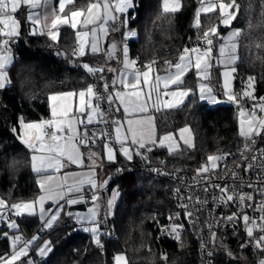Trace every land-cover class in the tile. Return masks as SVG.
<instances>
[{"label": "snow or ice", "instance_id": "1", "mask_svg": "<svg viewBox=\"0 0 264 264\" xmlns=\"http://www.w3.org/2000/svg\"><path fill=\"white\" fill-rule=\"evenodd\" d=\"M196 4L195 41L188 38L190 44L178 51L175 62L153 58L141 63L129 47V39L138 36L131 27L136 0H87L79 5L77 0H0V90L12 84L13 48L23 38L24 23L28 36L47 37L49 47L59 44L63 27L71 28L76 41L71 55L59 49L56 54L84 73L79 88L47 96L49 118L26 121L20 117L19 128L12 129L30 150L39 194L30 200L0 197V240L9 244L8 251L0 253V264H38L37 256L54 253L55 242L42 234L69 220L73 231L89 233L96 247L104 250L103 237L110 235L104 229L119 196L117 186L104 201L111 180L101 178L104 163L115 164L120 157L128 163L136 158L150 163V154L157 148L166 149L170 157L194 150L189 125L161 133L154 116L161 110L187 107L185 102L193 99L234 105L240 143L234 145L235 151L217 149L207 155L190 181L180 175L179 168L172 173L151 169L179 181L174 188L177 210L168 213L169 223L161 232L182 241L185 221L200 235L206 229L209 235L201 243L202 264H213L216 250L223 248L219 233L231 226L239 236V228L244 234L241 249L253 248L260 254L257 264H264V96L256 95L264 74L239 77L243 30L234 26L241 14L238 0H196ZM184 6L183 0H161L158 19L174 16ZM24 7L28 11L22 21L18 14ZM202 16L217 22L206 27ZM221 27L230 29L227 36ZM114 32H120L121 41L102 48ZM89 55H101L104 61L92 64L84 59ZM214 67L224 69L217 81L219 90L212 83ZM189 74L195 87L188 81ZM237 79L239 90L234 87ZM221 95L226 101L219 99ZM160 164L166 166V161ZM72 166L82 170L71 171ZM82 203L91 204L86 212L72 210ZM28 217L41 221L30 237L20 227L21 219ZM153 219L159 224L155 216ZM225 254L236 260L230 249ZM161 258L167 261L166 255ZM113 264H129V259L118 253Z\"/></svg>", "mask_w": 264, "mask_h": 264}, {"label": "trees", "instance_id": "2", "mask_svg": "<svg viewBox=\"0 0 264 264\" xmlns=\"http://www.w3.org/2000/svg\"><path fill=\"white\" fill-rule=\"evenodd\" d=\"M86 4L87 0H77ZM161 0H136L135 19L131 27L138 32L136 39L129 40L130 54L139 57L141 63L153 58L177 60L178 51L194 41L197 31L193 29V16L196 0H183L181 12L169 18L160 17ZM241 14L234 26L243 30L240 38L241 60L238 74L240 78L248 75L264 74V0H238ZM24 10L18 18L25 20ZM202 23L211 27L217 21ZM223 33L227 31L221 28ZM28 24H23V38L14 45L15 64L10 75V87L0 90V197L16 201L30 200L39 194L36 174L31 170L30 150L12 131L19 128L18 118L38 121L49 117L47 96L61 91L79 88L84 73L71 65L57 49L68 55L75 47V34L71 28L63 27L58 45L49 47L47 37L28 36ZM114 34V33H113ZM115 36H120L116 32ZM88 60H97L89 55ZM217 70H212V83L219 90ZM189 83L195 87V80L189 74ZM239 90L240 79L234 82ZM264 92V80L256 86V95ZM187 107L155 113V122L161 133L183 127L192 129L195 149H186L184 156L170 157L166 150L157 148L150 154L151 162L162 166L165 172L182 169L180 175L191 177L196 167L207 155L217 149H231L240 143L237 130V112L232 104L209 106L193 99L185 102ZM166 161V166L160 161ZM15 161V165H13ZM124 168L122 172L116 169ZM106 178L111 177L108 189H119V198L114 214L108 218L104 231L110 233L103 237L105 248L94 246L89 233L72 230V221L61 222L43 233L44 239L55 242L54 253L43 258L38 264H111L113 256L125 254L129 264H197L198 252L192 229L185 224L182 241L173 242L158 236L159 225L175 207L172 199V186L166 180L154 181L149 175H140L128 170L119 159L115 164L108 163ZM103 172L101 175L103 176ZM105 195V192L103 196ZM105 201V196H104ZM86 204L72 206L73 211L84 210ZM159 220L157 224L153 217ZM41 223L36 217L22 218L20 227L24 234L36 233ZM7 230V229H5ZM234 235L232 227L219 233L223 238V248L216 250L213 264H257L260 254L251 247L241 249L244 234ZM7 240H0V253L8 251ZM230 249L236 260L225 254ZM167 256V261L161 257Z\"/></svg>", "mask_w": 264, "mask_h": 264}, {"label": "built area", "instance_id": "3", "mask_svg": "<svg viewBox=\"0 0 264 264\" xmlns=\"http://www.w3.org/2000/svg\"><path fill=\"white\" fill-rule=\"evenodd\" d=\"M195 41V40H194ZM71 55V54H70ZM71 65H73L72 63H70ZM261 96H264V92ZM234 106V105H233ZM235 110L236 107L234 106ZM120 160L122 162V164L124 166H126L128 168L129 171L134 172V173H138L140 175H149L151 177L152 180L157 181V180H166L171 186H172V199H173V204L176 209V200L174 199V188L179 184V181H177L176 179H174L173 176L171 175H161V174H157L156 172L151 171L152 168H159L161 169L162 172H165L164 168L162 166H156L154 165L152 162L150 163H146L145 161L141 160L140 158H136L132 163H128L124 158L120 157ZM193 176V175H192ZM191 176V177H192ZM191 177H185L186 179H188L190 181ZM107 192V191H106ZM105 192V193H106ZM169 221L167 220V216L162 220V222L159 225V230H158V236L160 238L166 239V240H170L173 242H179L173 239L172 236L170 235H165L162 234L161 232V227L163 225L168 224ZM185 224L188 225V227H190L192 229L193 232V236L195 239V242L197 243V252H198V262L197 264H202V252H201V243L204 241L208 240V232L205 229V231L203 232L202 235L198 234L189 224L187 221H185ZM183 238V236H182ZM94 246L96 247V245L94 244ZM97 248V247H96ZM99 249V248H98ZM254 252H256L253 248H251ZM101 250V249H99ZM258 253V252H257ZM259 259V258H258Z\"/></svg>", "mask_w": 264, "mask_h": 264}, {"label": "crops", "instance_id": "4", "mask_svg": "<svg viewBox=\"0 0 264 264\" xmlns=\"http://www.w3.org/2000/svg\"><path fill=\"white\" fill-rule=\"evenodd\" d=\"M56 2H58V0H56ZM22 10H24L25 12H24V17H26V14H27V11H28V9H27V7H24ZM107 41V40H106ZM121 41V38L119 39V41H118V43ZM110 42H113V40L112 39H108V41H107V43H106V46H105V43H104V45H103V43H102V48H105V47H107L108 46V44L110 43ZM75 46H76V41H75ZM88 58V56L87 57H85L84 59L87 61V62H90V63H92V64H100V63H103V61H104V57L103 56H101V55H97L96 56V58H97V60H88L87 59ZM112 66L113 67H116L117 65L115 64V62H112ZM214 69H216L217 70V74H218V77H219V79H220V71H219V69L220 68H216V67H214L212 70H214ZM109 75H111V74H109ZM48 106H49V104H48ZM161 111H166V110H161ZM160 112V111H159ZM155 113H157V112H155ZM155 113H154V116H155ZM49 118V117H48ZM164 150H166V149H164ZM97 151H100V149H97ZM84 154H85V156H87L88 155V151L87 150H84ZM123 158V157H122ZM89 162L87 161V160H85V164L87 165ZM110 164V163H109ZM69 170H71V171H81L82 169H80V168H77L76 166H72V168L71 169H69ZM108 163L107 162H105L104 163V166H103V176L101 175V178H106V173L108 172ZM101 172V173H102ZM38 179V177L36 176V180ZM112 189H115V188H112ZM111 189V190H112ZM111 190H109V191H107L106 193H105V201L109 198V196H110V191ZM118 198H119V196H118ZM117 201H118V199H117ZM83 204V203H82ZM116 204H117V202H116ZM87 205V204H86ZM116 206V205H115ZM86 209V208H85ZM114 209H115V207H114ZM114 209H113V212H114ZM40 223H41V221H39ZM43 258H41V257H36V260H37V262H40L41 260H42Z\"/></svg>", "mask_w": 264, "mask_h": 264}, {"label": "rangeland", "instance_id": "5", "mask_svg": "<svg viewBox=\"0 0 264 264\" xmlns=\"http://www.w3.org/2000/svg\"><path fill=\"white\" fill-rule=\"evenodd\" d=\"M221 28H223V27H221ZM229 30H230V29H227V31L223 32L222 34H223L224 36H227ZM115 33H116V32H114V34H113V33H109V36L107 37V41H108V39H112L113 42L118 43V41H119V39L121 38V36H115ZM117 33H118V32H117ZM130 39L133 40V39H136V37H133V38H130ZM130 39H129V40H130ZM107 41L103 42V45H104V43H105V46H106ZM223 70H224L223 68H220V69H219L220 73H221ZM219 99H221L222 101H226V97H223L222 95L219 97ZM205 103H207V102H205ZM207 104H208L209 106H215V105H220V104H230V103L222 102V103L215 104V105H213V104H209V103H207ZM237 130H238V122H237ZM89 206H91L90 203L87 204L86 209H84V210H78V211H80V212H86V211H87V208H88ZM89 235H90V234H89ZM111 264H113V259H112Z\"/></svg>", "mask_w": 264, "mask_h": 264}]
</instances>
